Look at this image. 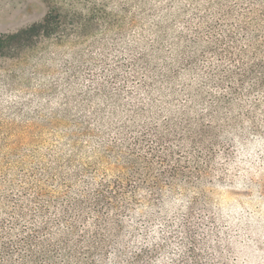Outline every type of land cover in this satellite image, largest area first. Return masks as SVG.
Returning <instances> with one entry per match:
<instances>
[{"label": "rangeland", "instance_id": "obj_1", "mask_svg": "<svg viewBox=\"0 0 264 264\" xmlns=\"http://www.w3.org/2000/svg\"><path fill=\"white\" fill-rule=\"evenodd\" d=\"M52 9L50 37L0 56V264H70L119 212L101 203L114 182L131 192L163 159L192 164L202 131L209 146L264 125L247 75L264 61V0H0V36Z\"/></svg>", "mask_w": 264, "mask_h": 264}, {"label": "trees", "instance_id": "obj_2", "mask_svg": "<svg viewBox=\"0 0 264 264\" xmlns=\"http://www.w3.org/2000/svg\"><path fill=\"white\" fill-rule=\"evenodd\" d=\"M60 18L52 9L41 22L1 35L0 56L50 37ZM247 75L263 89L264 61ZM249 120V128L237 123L232 137L209 146L207 133H198L192 164L163 159L162 177L130 186L135 191L114 182L101 203L108 214L119 212L96 217L91 236L70 245V264H264V125Z\"/></svg>", "mask_w": 264, "mask_h": 264}]
</instances>
